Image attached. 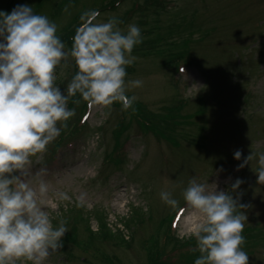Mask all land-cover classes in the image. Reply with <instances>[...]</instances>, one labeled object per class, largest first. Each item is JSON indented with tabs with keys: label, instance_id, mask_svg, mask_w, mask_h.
Masks as SVG:
<instances>
[{
	"label": "rangeland",
	"instance_id": "1",
	"mask_svg": "<svg viewBox=\"0 0 264 264\" xmlns=\"http://www.w3.org/2000/svg\"><path fill=\"white\" fill-rule=\"evenodd\" d=\"M42 1L17 0L10 11L29 5L54 22L59 33L79 27L81 16L93 10L99 12L96 22L115 17L124 31L137 25L142 43L133 49L136 59L126 69V82L139 79L143 84L129 87L126 94L134 95V103L147 113L170 118V107L177 113V123L158 137L130 120L121 104L103 108L87 103L84 108L85 101L78 99L69 129L62 128L44 153L31 158L30 175L24 179L34 188L40 180L48 185L42 206L54 228L62 218H71L74 208L87 219L79 239L89 236L86 225L98 230L101 221L121 239L98 242L106 258L93 247L67 241L43 264H147L142 240L159 235L163 241V218H174L176 237H191L197 213L186 206L183 191L192 179L209 191L242 194L239 202L248 205L241 211L248 217L245 225H264V185L257 183L254 171L264 153V0H72L65 6L61 0H44L36 6ZM113 1L116 6H109ZM4 2L0 0V11ZM176 51L185 54L174 63L169 53ZM75 68L70 59L67 68L57 69L56 84L62 90ZM123 118L129 126L117 138L115 128ZM117 140L121 148H115ZM237 150L240 160L234 157ZM251 151L253 160L238 168ZM112 154L122 162L116 163ZM41 169L45 171L37 177ZM237 179L243 183L232 192ZM163 191L178 201L176 208L161 199ZM60 193L69 199H61ZM248 255L249 264H264V242Z\"/></svg>",
	"mask_w": 264,
	"mask_h": 264
},
{
	"label": "clouds",
	"instance_id": "2",
	"mask_svg": "<svg viewBox=\"0 0 264 264\" xmlns=\"http://www.w3.org/2000/svg\"><path fill=\"white\" fill-rule=\"evenodd\" d=\"M98 16L94 10L81 16L71 49L66 50L57 25L34 13L29 5L0 11V264H43L63 247L62 238L69 230L65 221L54 228L42 206L48 185L40 180L34 188L24 178L30 175L31 158L44 153L75 115L67 106L69 99L79 94L90 106L110 108L119 102L122 110L135 112L137 98L126 93L143 82H126V69L135 62L132 53L142 43L141 29L130 24L124 31L117 18L96 22ZM70 59L77 71L62 90L56 84L57 69L67 68ZM179 70L185 71L184 67ZM255 155L251 151L238 168L245 167ZM241 156L240 150L235 151V159ZM258 164L253 170L257 183L264 185V153L259 154ZM242 183L237 179L231 191L236 192ZM59 195L69 199L66 193ZM160 195L166 204L177 207L171 193ZM239 195L234 198L217 188L209 191L196 179L189 181L183 199L197 213L190 229L196 241L192 251L199 252L194 264H249V255L242 248L248 217L237 212L248 205L239 203Z\"/></svg>",
	"mask_w": 264,
	"mask_h": 264
},
{
	"label": "trees",
	"instance_id": "3",
	"mask_svg": "<svg viewBox=\"0 0 264 264\" xmlns=\"http://www.w3.org/2000/svg\"><path fill=\"white\" fill-rule=\"evenodd\" d=\"M17 0H5V5L1 9V11H7L11 12L12 6L16 3ZM72 0H61L60 6H65V2H71ZM117 1V0H116ZM116 1L114 3L108 4L109 6H116ZM164 1V0H163ZM44 0L42 3H38L36 6H42L44 4ZM41 4V5H40ZM78 27V26H77ZM76 28H74L72 31H66L57 34H64L63 36H60L61 40L68 46H72L73 43V37L76 32ZM59 36V35H58ZM185 52L176 51V52H170L169 56L171 60L175 63L178 58L183 56ZM187 55V54H186ZM75 66V64H74ZM76 69V68H75ZM75 72H73V75ZM78 99H80L79 94H77L76 97L70 98V101L68 103V108L73 109L76 105V102ZM116 104H120L119 102H116ZM87 102L85 101L84 108H86ZM176 106V105H175ZM133 108L135 109V112L130 108L126 113L130 115V120H135L140 128L146 133L147 131H152L155 135L159 136H165V128H173L172 124L177 123L176 118V110L175 107H170V112L166 113L170 116L163 117V115H154L152 113H147L145 111H142V107H139L138 104L134 103ZM168 109V110H169ZM172 111V112H171ZM130 112V113H129ZM131 112L135 113V116L131 115ZM154 118H158L161 121L156 122L153 120ZM123 120L118 124V126L115 128V136L119 138L125 131V129L129 126L128 122H124ZM164 121V123H163ZM69 128H64V131H67ZM171 139V138H170ZM122 143L117 140L116 141V147L115 148H121ZM111 158L116 163H121L122 158L120 156L111 155ZM236 198L235 196H233ZM239 203L245 204V200H241ZM74 209V208H73ZM71 209L72 211L69 212V216L66 218H62L63 221H65V226L69 229L64 237L62 238L63 246L66 245L67 241L74 242L78 246H80L83 249H87L89 247H93L96 249V252H100V255H103L104 258L109 256L105 251H102L101 245L98 244L100 240L112 238V237H120V233H113L111 232V229L107 226V223L105 221H101L99 225L98 230H94L90 227V225H86V230L89 232V236L86 240L79 239V232H80V225L85 223L87 219L84 216V213L81 210L75 211ZM76 209H78L76 207ZM242 209L237 208V212H241ZM89 217V215L87 216ZM60 222V221H58ZM174 222V218L172 219V216L169 217L168 220L163 218V220L160 221V226L165 230L164 233V239L162 242H160L159 235L157 237H154L152 239H144L142 240V246L144 250L147 253V264H194V260L199 256V252H193L192 249L196 247V241L194 237L190 238H179L174 235L171 228V223ZM245 225V223H244ZM168 226V228L166 227ZM57 227H59V223L57 224ZM242 235L245 237V243L242 245V248L247 253L253 252L254 248L260 244V241L264 242V225H245L244 231ZM77 238V239H76ZM123 239V237H122ZM125 241V240H123ZM126 242L129 243L128 240Z\"/></svg>",
	"mask_w": 264,
	"mask_h": 264
}]
</instances>
